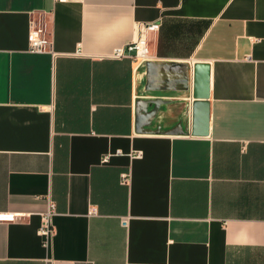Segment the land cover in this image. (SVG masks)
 <instances>
[{
	"label": "crops",
	"instance_id": "obj_1",
	"mask_svg": "<svg viewBox=\"0 0 264 264\" xmlns=\"http://www.w3.org/2000/svg\"><path fill=\"white\" fill-rule=\"evenodd\" d=\"M37 19L50 50L29 49ZM156 21L150 60L187 68L146 91L142 62L111 55ZM0 211L28 213L0 222V264H264V0H0Z\"/></svg>",
	"mask_w": 264,
	"mask_h": 264
},
{
	"label": "built area",
	"instance_id": "obj_2",
	"mask_svg": "<svg viewBox=\"0 0 264 264\" xmlns=\"http://www.w3.org/2000/svg\"><path fill=\"white\" fill-rule=\"evenodd\" d=\"M65 1V0H60ZM138 36L123 47L116 49L111 55L114 58L128 57L140 62L150 59L149 35L158 31L159 22L142 23L138 26ZM29 49L34 52H42L51 49V38L47 24L42 19L31 20L28 32ZM103 161L107 160L105 156ZM123 182L128 181V175H121ZM89 214L96 213V209L91 207ZM54 214V203L49 201L48 208L41 213V222L37 230L39 236L43 238L44 246H48L54 235L52 216ZM28 216L26 212L0 211V222H13L23 220Z\"/></svg>",
	"mask_w": 264,
	"mask_h": 264
},
{
	"label": "water",
	"instance_id": "obj_3",
	"mask_svg": "<svg viewBox=\"0 0 264 264\" xmlns=\"http://www.w3.org/2000/svg\"><path fill=\"white\" fill-rule=\"evenodd\" d=\"M142 66L145 69V77L147 79L145 90L148 91L151 86V82L154 79L156 71L161 66H171V67H184L187 68V65L182 62H166V61H155V60H144L142 61ZM207 65L203 63H196L193 66V81H192V97L195 99L191 105V116H192V125L190 133L192 135H206L208 128V103L207 100H204L208 97V72ZM203 71V72H202ZM189 89V77L186 69L184 70V82L178 90H188ZM146 104H153L152 110L149 114H152L157 110L159 104L166 103L168 100H163L160 98L140 100ZM137 112V105H136ZM149 117V116H147ZM136 128L138 126L137 116H136Z\"/></svg>",
	"mask_w": 264,
	"mask_h": 264
}]
</instances>
